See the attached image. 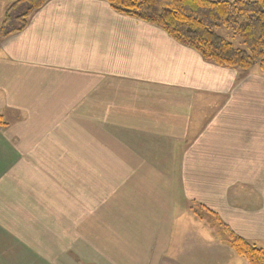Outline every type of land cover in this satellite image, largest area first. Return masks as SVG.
<instances>
[{
  "label": "crops",
  "instance_id": "1",
  "mask_svg": "<svg viewBox=\"0 0 264 264\" xmlns=\"http://www.w3.org/2000/svg\"><path fill=\"white\" fill-rule=\"evenodd\" d=\"M0 121V264H247L209 212L264 249L256 66L105 0H48L0 38Z\"/></svg>",
  "mask_w": 264,
  "mask_h": 264
},
{
  "label": "trees",
  "instance_id": "2",
  "mask_svg": "<svg viewBox=\"0 0 264 264\" xmlns=\"http://www.w3.org/2000/svg\"><path fill=\"white\" fill-rule=\"evenodd\" d=\"M48 0H17L6 12L0 27V38L22 30L27 19ZM125 16L145 21L164 30L178 43L192 48L217 66L247 72L258 67L264 76V0H105ZM26 8L13 16L21 5ZM26 18V19H25ZM22 24L7 29L11 21ZM223 26L240 37L244 48H236L219 36L215 28ZM2 122L0 121V124ZM199 218L200 213L193 210ZM211 218L228 244L247 264H264V249L234 234L213 213Z\"/></svg>",
  "mask_w": 264,
  "mask_h": 264
},
{
  "label": "rangeland",
  "instance_id": "3",
  "mask_svg": "<svg viewBox=\"0 0 264 264\" xmlns=\"http://www.w3.org/2000/svg\"><path fill=\"white\" fill-rule=\"evenodd\" d=\"M26 19V18H25ZM22 24V21H20V20H14L12 23H10L8 26H7V29H12V28H14V27H19L20 25ZM215 32L219 35V36H221V37H223L224 39H226V40H228L229 42H231L232 43V45L234 46V47H236V48H244V45H243V43H242V41H241V39H240V37H238V36H235V35H233L232 34V32L229 30V29H227V28H225V27H223V26H219V27H216L215 29ZM42 246H44V247H42ZM41 248H45L44 249V251L46 252V251H48V246H47V241L46 240H41ZM45 255V254H44ZM43 255V256H44ZM49 256H50V254H49ZM49 256H44V257H49ZM51 257V256H50ZM53 257H56V260L59 262V263H61V264H64L65 263V261H64V256H53ZM75 259V258H74Z\"/></svg>",
  "mask_w": 264,
  "mask_h": 264
}]
</instances>
